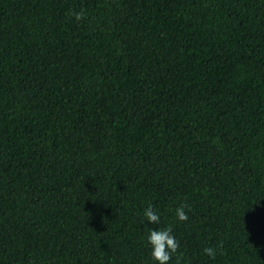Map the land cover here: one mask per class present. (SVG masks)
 <instances>
[{
  "label": "trees",
  "instance_id": "obj_1",
  "mask_svg": "<svg viewBox=\"0 0 264 264\" xmlns=\"http://www.w3.org/2000/svg\"><path fill=\"white\" fill-rule=\"evenodd\" d=\"M166 226L167 264H264V0H0V264Z\"/></svg>",
  "mask_w": 264,
  "mask_h": 264
},
{
  "label": "clouds",
  "instance_id": "obj_2",
  "mask_svg": "<svg viewBox=\"0 0 264 264\" xmlns=\"http://www.w3.org/2000/svg\"><path fill=\"white\" fill-rule=\"evenodd\" d=\"M77 19L80 14H76ZM143 215L150 224H159L160 217L158 213L149 204L143 210ZM175 216L179 221L187 219V214L183 207H177ZM148 246L150 247V255L155 264H167L171 258V254L175 252L178 243L172 234L171 227L149 229L146 237ZM204 253L209 257H214L215 253L211 247L203 249Z\"/></svg>",
  "mask_w": 264,
  "mask_h": 264
}]
</instances>
